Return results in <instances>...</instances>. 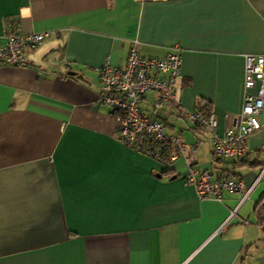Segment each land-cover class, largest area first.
Segmentation results:
<instances>
[{"label":"crops","instance_id":"crops-1","mask_svg":"<svg viewBox=\"0 0 264 264\" xmlns=\"http://www.w3.org/2000/svg\"><path fill=\"white\" fill-rule=\"evenodd\" d=\"M4 17L49 36L26 67L0 65V264H264V127L217 161L183 118L208 102L217 134L232 124L244 55H264V0H0V32ZM134 40L154 56L180 44V104L156 116L196 148L193 168L251 188L242 203L199 198L182 158L167 170L116 138L97 71Z\"/></svg>","mask_w":264,"mask_h":264},{"label":"built area","instance_id":"built-area-1","mask_svg":"<svg viewBox=\"0 0 264 264\" xmlns=\"http://www.w3.org/2000/svg\"><path fill=\"white\" fill-rule=\"evenodd\" d=\"M14 19L4 17L0 32V65L26 67L28 53L40 47L49 36L46 31L21 33ZM137 42H131L123 65L114 66L105 60L98 67L100 91L98 101L110 108L115 123V136L122 145L146 155L171 170L182 158L187 166L184 181L194 187L201 199L221 200L223 192H241L239 203L251 188L243 189L241 181L231 175L200 171L192 167L196 148L188 147L177 134H169L156 114L176 110L180 104L177 85L180 75L181 47L173 42L161 56L144 55ZM242 81V102L233 115L231 125L221 135L215 132L216 118L212 111L203 114L195 109L184 113L185 120L211 133L212 153L216 159L231 161L247 151V136L264 123L259 113L264 109V55L245 54ZM264 173V171H262ZM260 224L264 227V211ZM233 213V212H232ZM230 213V217L233 215Z\"/></svg>","mask_w":264,"mask_h":264},{"label":"trees","instance_id":"trees-1","mask_svg":"<svg viewBox=\"0 0 264 264\" xmlns=\"http://www.w3.org/2000/svg\"><path fill=\"white\" fill-rule=\"evenodd\" d=\"M200 111H202L203 114H208L211 111V104L208 102H203ZM217 161H220L219 159H216ZM258 218H259V223H260V214L262 213L261 211H264V207H260L257 210Z\"/></svg>","mask_w":264,"mask_h":264},{"label":"water","instance_id":"water-1","mask_svg":"<svg viewBox=\"0 0 264 264\" xmlns=\"http://www.w3.org/2000/svg\"><path fill=\"white\" fill-rule=\"evenodd\" d=\"M70 74H71V76H74V77H76L79 80H84L82 74H80V73H76L75 71L68 70L67 71V75H70ZM173 178H174V176H173Z\"/></svg>","mask_w":264,"mask_h":264},{"label":"rangeland","instance_id":"rangeland-1","mask_svg":"<svg viewBox=\"0 0 264 264\" xmlns=\"http://www.w3.org/2000/svg\"><path fill=\"white\" fill-rule=\"evenodd\" d=\"M158 113H160V111Z\"/></svg>","mask_w":264,"mask_h":264}]
</instances>
